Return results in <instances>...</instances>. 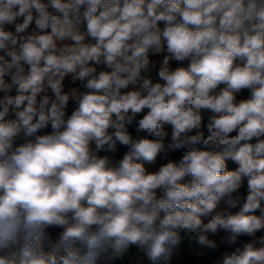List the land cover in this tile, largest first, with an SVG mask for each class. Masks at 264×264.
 <instances>
[{"label": "clouds", "instance_id": "clouds-1", "mask_svg": "<svg viewBox=\"0 0 264 264\" xmlns=\"http://www.w3.org/2000/svg\"><path fill=\"white\" fill-rule=\"evenodd\" d=\"M0 264H264V0H0Z\"/></svg>", "mask_w": 264, "mask_h": 264}]
</instances>
